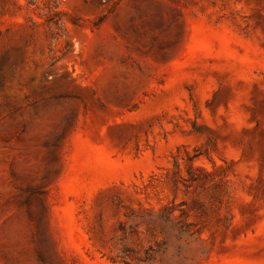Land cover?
<instances>
[{
  "label": "rangeland",
  "instance_id": "1",
  "mask_svg": "<svg viewBox=\"0 0 264 264\" xmlns=\"http://www.w3.org/2000/svg\"><path fill=\"white\" fill-rule=\"evenodd\" d=\"M0 264H264V0H0Z\"/></svg>",
  "mask_w": 264,
  "mask_h": 264
},
{
  "label": "trees",
  "instance_id": "2",
  "mask_svg": "<svg viewBox=\"0 0 264 264\" xmlns=\"http://www.w3.org/2000/svg\"><path fill=\"white\" fill-rule=\"evenodd\" d=\"M50 1V4L51 3H55V0H49ZM56 8V7H55ZM51 9V8H50ZM62 14V12L58 11V10H55L53 14H51V16L48 18V22L49 23H52V22H56V24H58V22L61 20L60 19H57L60 15Z\"/></svg>",
  "mask_w": 264,
  "mask_h": 264
}]
</instances>
